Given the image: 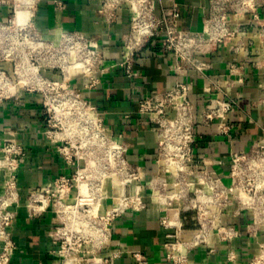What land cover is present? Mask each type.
<instances>
[{"label":"built area","instance_id":"obj_1","mask_svg":"<svg viewBox=\"0 0 264 264\" xmlns=\"http://www.w3.org/2000/svg\"><path fill=\"white\" fill-rule=\"evenodd\" d=\"M40 1L0 0L8 9L0 17V104L19 101L22 93L39 97L42 137L65 170L23 193L18 174L27 149L0 137V264H10L18 249L12 231L21 208L28 220L51 214V264H119L124 256L133 264H161L151 263L147 250L113 242L117 218L150 205L164 231V264H192L195 250L213 252L214 238L230 245L240 226L249 236L263 235L241 264H264V135L225 156L195 150L198 125L232 137L237 101L228 88L244 82V58L264 72V0H208L199 30L179 26V0H99L96 12L107 28L121 10L128 15L115 60L97 32L46 36L36 25ZM48 1L64 8L62 0ZM150 41L172 57L175 75L171 86L134 101V112L155 135L153 170L129 159L130 142L90 97L113 68L127 78L139 75L137 58ZM221 48L231 53L227 78L211 80L207 72ZM198 77L208 79L203 90L210 94L199 107L191 97ZM225 256L234 261V250Z\"/></svg>","mask_w":264,"mask_h":264},{"label":"crops","instance_id":"obj_2","mask_svg":"<svg viewBox=\"0 0 264 264\" xmlns=\"http://www.w3.org/2000/svg\"><path fill=\"white\" fill-rule=\"evenodd\" d=\"M64 8H56L52 2L42 0L36 16V25L46 36L56 37L60 30H82L97 32L104 44L108 59H119L121 38L128 30V15L125 10L118 14L117 22L111 27L101 21L96 9L99 0H62ZM181 17L179 26L184 29L199 30L206 14L208 0H179ZM8 13L7 6L0 4V17ZM109 33V38L105 36ZM231 57L227 48H221L212 56L208 77L212 80L226 79V61ZM245 80L228 88L236 98L237 106L231 114L233 134L229 139L216 133L214 126L198 125L195 150L209 156H225L229 152L247 148L250 141L264 135V72L253 60H246ZM137 76L127 78L119 69L113 68L102 76L100 85L90 91V97L106 114L105 119L114 132L122 133L130 142L129 159L144 164L147 170L155 169L153 154L155 135L144 124V119L134 112V101L150 91L171 86L175 79L172 57L159 51L150 41L140 51L137 58ZM184 79V77H182ZM191 97L196 105L202 106L210 94L204 87L209 85L205 77L193 80ZM19 101L9 100L0 104V137L21 142L27 149V156L19 169V183L23 193L52 179L54 174L65 170L60 158L44 141L39 114V97L36 94H18ZM215 95V94H213ZM129 112V120L123 114ZM3 178L0 174V191ZM157 209L150 205L140 212H129L117 218L114 224L113 242L126 248L147 250L151 263L164 264L161 240L164 231L157 222ZM51 224V214L28 220L24 208L14 222L13 237L18 249L10 264H51L48 253L50 242L47 230ZM241 236L230 245L212 239L213 252L205 248L195 250L191 255L192 264H241L257 250L263 235L249 236L240 226ZM233 249L234 261L226 259V252ZM119 264H133L124 256Z\"/></svg>","mask_w":264,"mask_h":264},{"label":"bare ground","instance_id":"obj_3","mask_svg":"<svg viewBox=\"0 0 264 264\" xmlns=\"http://www.w3.org/2000/svg\"><path fill=\"white\" fill-rule=\"evenodd\" d=\"M23 15V14H22Z\"/></svg>","mask_w":264,"mask_h":264}]
</instances>
